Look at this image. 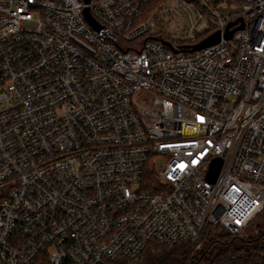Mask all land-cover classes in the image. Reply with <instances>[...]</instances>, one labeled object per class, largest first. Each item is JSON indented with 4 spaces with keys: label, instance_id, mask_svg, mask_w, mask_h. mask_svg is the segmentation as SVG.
<instances>
[{
    "label": "built area",
    "instance_id": "obj_1",
    "mask_svg": "<svg viewBox=\"0 0 264 264\" xmlns=\"http://www.w3.org/2000/svg\"><path fill=\"white\" fill-rule=\"evenodd\" d=\"M263 210L264 0H0V264L134 261Z\"/></svg>",
    "mask_w": 264,
    "mask_h": 264
},
{
    "label": "trees",
    "instance_id": "obj_2",
    "mask_svg": "<svg viewBox=\"0 0 264 264\" xmlns=\"http://www.w3.org/2000/svg\"><path fill=\"white\" fill-rule=\"evenodd\" d=\"M263 211L240 233L207 223L195 243L151 242L137 260L119 264H264V224H255Z\"/></svg>",
    "mask_w": 264,
    "mask_h": 264
},
{
    "label": "water",
    "instance_id": "obj_3",
    "mask_svg": "<svg viewBox=\"0 0 264 264\" xmlns=\"http://www.w3.org/2000/svg\"><path fill=\"white\" fill-rule=\"evenodd\" d=\"M86 1H89V0H86ZM86 14H87L88 19H90V15L88 13V10H86ZM243 27L244 26L242 24L238 28H243ZM233 32H234V30L228 31L226 33V36L228 38H230L232 36ZM219 40H220V34L216 33V34L210 36L209 38L205 39L201 43H199L197 46H195V49H200L202 47L212 45V44L218 42ZM167 44L169 45V43H167ZM222 166H223V160L221 158L214 159L212 161L210 168H209V171L207 173V179L210 180L211 182H215L216 179L218 178L220 172H221Z\"/></svg>",
    "mask_w": 264,
    "mask_h": 264
},
{
    "label": "rangeland",
    "instance_id": "obj_4",
    "mask_svg": "<svg viewBox=\"0 0 264 264\" xmlns=\"http://www.w3.org/2000/svg\"><path fill=\"white\" fill-rule=\"evenodd\" d=\"M263 216L262 217H260V218H258V220L256 221V223L255 224H264V211H263ZM254 232V231H253Z\"/></svg>",
    "mask_w": 264,
    "mask_h": 264
}]
</instances>
